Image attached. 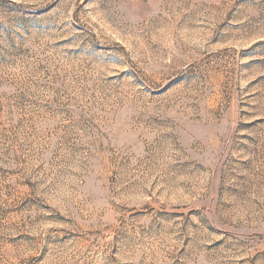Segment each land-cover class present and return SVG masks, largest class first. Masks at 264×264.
<instances>
[{
    "label": "rangeland",
    "instance_id": "374dc122",
    "mask_svg": "<svg viewBox=\"0 0 264 264\" xmlns=\"http://www.w3.org/2000/svg\"><path fill=\"white\" fill-rule=\"evenodd\" d=\"M0 264H264V0H0Z\"/></svg>",
    "mask_w": 264,
    "mask_h": 264
}]
</instances>
